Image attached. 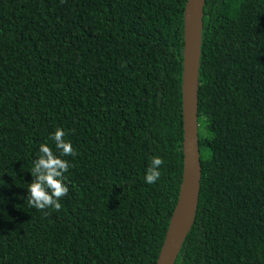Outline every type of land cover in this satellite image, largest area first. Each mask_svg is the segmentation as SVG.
<instances>
[{"label": "trees", "instance_id": "16d2710c", "mask_svg": "<svg viewBox=\"0 0 264 264\" xmlns=\"http://www.w3.org/2000/svg\"><path fill=\"white\" fill-rule=\"evenodd\" d=\"M186 3L0 0V264L157 263L183 180ZM204 13L201 190L176 264H264V0ZM57 128L77 155L45 214L26 187Z\"/></svg>", "mask_w": 264, "mask_h": 264}, {"label": "water", "instance_id": "95a60500", "mask_svg": "<svg viewBox=\"0 0 264 264\" xmlns=\"http://www.w3.org/2000/svg\"><path fill=\"white\" fill-rule=\"evenodd\" d=\"M205 4L206 0H187L185 7L182 82L183 180L156 264H176L198 211L202 178L198 104Z\"/></svg>", "mask_w": 264, "mask_h": 264}, {"label": "clouds", "instance_id": "9594fccd", "mask_svg": "<svg viewBox=\"0 0 264 264\" xmlns=\"http://www.w3.org/2000/svg\"><path fill=\"white\" fill-rule=\"evenodd\" d=\"M64 129L57 128L52 134L53 147L47 143L39 146L38 155L33 161L30 172L33 180L28 184L25 204L33 209L47 214L46 210L60 212L61 199L68 195L67 184L71 161L67 157L77 155L72 143L65 139ZM165 161L160 156H153L145 169L144 182L149 185L156 184L162 175L161 168Z\"/></svg>", "mask_w": 264, "mask_h": 264}]
</instances>
